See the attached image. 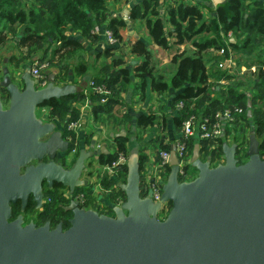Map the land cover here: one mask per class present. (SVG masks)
<instances>
[{"label":"water","instance_id":"obj_1","mask_svg":"<svg viewBox=\"0 0 264 264\" xmlns=\"http://www.w3.org/2000/svg\"><path fill=\"white\" fill-rule=\"evenodd\" d=\"M129 13V7L124 9L129 34L139 38ZM21 67L13 72L4 66L0 81L9 97L4 107L0 95V264H264V157L253 128L243 163L236 157L237 143L223 142L224 162L217 165L201 157L196 143L191 165L198 173L191 180H180L171 145V169L158 202L151 189L141 186L139 154H130L120 160L128 168L126 181L118 185L125 198L113 207V215L100 213L81 206L72 194L84 185L86 161L93 157L98 162L108 149L82 147L72 166L63 167L55 158L68 151L69 140L55 122H43L35 112L45 101L84 93L90 81L57 84V72L45 70L47 84L38 88L32 64ZM247 107L251 118V98ZM46 156L50 161H42ZM33 160L39 162L30 164ZM44 180L68 189L69 203L63 208L72 216L66 229L62 222L23 226L22 214L10 220L17 200L22 210L31 194L38 207L44 203ZM167 202L171 207L159 219Z\"/></svg>","mask_w":264,"mask_h":264},{"label":"trees","instance_id":"obj_2","mask_svg":"<svg viewBox=\"0 0 264 264\" xmlns=\"http://www.w3.org/2000/svg\"><path fill=\"white\" fill-rule=\"evenodd\" d=\"M261 3V5L253 7V10L250 9L248 11L247 7L250 5L245 4V0H225L224 3L219 4L217 7L218 20L223 31L228 33L231 30L238 29L244 23L247 26L249 25L251 30H255L258 37L264 36V1H261ZM163 4L159 0H144L138 7L134 6L135 9L133 8L132 12L130 11L132 19L138 17L146 18L149 34L153 42L163 48L169 49L174 45L192 40L200 52L209 48H225V56L228 57L230 55L228 46L236 52L245 49L249 43V39H246L245 43H240L237 38L236 42L228 40L226 43L216 35L199 38L198 36L202 33L211 32L212 28L206 23L203 11L198 3L176 0L174 5H168L165 15L161 13L160 9ZM43 6L48 8L49 14L47 16L41 14ZM140 8L143 9L142 13H139ZM148 13L151 15L148 16ZM245 13L250 14L247 15ZM0 17L5 18L10 26L27 25L28 28L24 30L25 34L21 39V43L27 47H34L33 50L39 48L42 40L51 38L56 41L58 45L51 50L52 58L48 62L50 66H56L53 60L56 56L74 52L82 47L81 41L71 35V30H80L87 36L97 38L99 37L97 28L106 23V28L112 31L118 41H122L119 29L126 24L121 18L110 16L107 13L106 0H35L28 10L21 7L20 2H16V0H0ZM250 19L252 20L251 23ZM131 50L133 54L143 57V60L129 67L125 64L124 59L115 58L110 64V70L103 71L100 77L93 79L95 85H103L109 91L108 94L88 88V94L85 92L77 93L60 99L54 98L43 103L44 106L50 109V113L62 124L63 133L66 137L77 138V134L73 130H70L68 125L80 118L81 110L79 104L86 97L89 99L94 117L98 118L100 115L109 114L115 107L121 104V95L129 89L135 76L141 80L140 89L142 92L146 90L149 81L152 82L154 89L158 92L166 91L170 86L177 90L173 96L174 107L180 101H183L185 104V108L176 117L179 127H181L182 121L187 114L194 111V108L211 114L215 109H222L233 104L243 106L246 111L242 115V120H245L242 130L244 133L252 128L255 130L257 138L260 141V154L264 156V98L257 93L253 95V90H264V69L260 68L258 73L254 75L252 90L247 88L239 91L237 86L227 85L224 87V92L221 96L213 98L209 103L201 106L202 102L208 100L213 92L211 90V76L217 80L224 78L227 81H236L235 79L238 77V74L230 73L228 69L218 68L211 75L208 73L205 59L201 53L187 54L180 52L176 53L173 57V61L177 64V69L170 83H168L162 77L153 74V67L151 65L152 52L145 40L142 38L135 39L131 45ZM106 52L110 53L111 49ZM16 64L18 65V63ZM64 80V77H59L57 74V84H63ZM233 85H236V83ZM249 92H251V95ZM104 97L107 100L102 102V98ZM250 98L253 101L251 118L248 117L247 107ZM193 104L195 105L194 107H192ZM156 120V114L141 113L137 118V125L142 129H147L154 126ZM122 140V137L117 136L114 140L117 145L116 151H109L108 154L102 153L99 156L98 162L100 165H111L119 158L120 152L126 150L125 143ZM223 142V138H220L217 141L218 146L213 147L214 141L194 138L189 143V149L192 152L194 145L198 143L200 145L201 157L203 159L209 158L213 164L216 159L223 156ZM169 146L166 145L162 148L167 149ZM238 156L236 157L239 159V163H243L247 159L246 151H242V159ZM115 169L117 177L122 182H125L128 171L127 165L119 162ZM170 169L171 167L169 166L167 176ZM140 172L141 186L143 188L145 177L143 175L141 156ZM107 177L108 175L103 177L102 183L105 188L111 189V200L119 202L124 199L125 194L118 184H114V181ZM180 180L182 181L183 178L180 177ZM76 193H83V204L85 207L97 209L91 187L87 185L79 186L76 188ZM48 197L50 204H54L56 198L55 192L49 191ZM101 213L103 212L101 211Z\"/></svg>","mask_w":264,"mask_h":264},{"label":"crops","instance_id":"obj_3","mask_svg":"<svg viewBox=\"0 0 264 264\" xmlns=\"http://www.w3.org/2000/svg\"><path fill=\"white\" fill-rule=\"evenodd\" d=\"M34 1L35 0H16V2H20L21 7L26 10L34 4ZM143 1L144 0H106L107 13L110 16H116L125 21L124 9L129 7L132 12L135 9L134 6L138 7V5H140ZM185 1L198 3L201 7H204L206 9V13L212 15L215 21L219 24L221 29L219 38L226 43L228 40L231 42V39H233L231 35H228L227 39L222 36L223 29L218 20L217 7L219 4L224 3L225 0L218 4H215L213 2L214 0ZM159 2L161 4L164 3L163 6H161L162 8H167L170 4L174 5L176 0H159ZM251 3L252 0H245V4L251 5ZM43 7L44 8L41 14L47 16L49 14L48 8L46 6ZM251 7L253 8L254 5ZM131 12L128 17L133 24L134 32H136L139 35V38L145 40L150 46L152 52L151 65L154 69L153 74L155 76H160L164 81L170 83L171 78L177 69V64L173 61V57L176 53L180 52H185L187 54H194L197 52L201 53L205 59L208 73L211 75L218 69L217 65L222 56L217 54L216 49L209 48L200 52L198 47L193 44L192 40L186 41L183 44L174 45L169 49L163 48L153 42L149 34L146 18L138 17L132 19ZM2 22L3 25L0 27V36L2 35L0 37V64H2V68L4 66H8L10 68L14 67L18 70L21 66L38 62L42 58L40 50L42 42L47 44L45 49L48 50L54 49L58 45L56 41L49 38L48 40L41 41L38 48L39 50H33L34 47H27L21 43V39L25 34L24 30L28 28L27 25L10 26L5 18L0 17V24ZM142 26H144V29L141 28ZM9 28L16 30V32H14V36L12 32L7 31ZM127 28V24L120 27V32L123 35V41L120 43L118 42L116 45H110L107 41V36L105 34L107 29L106 23H103V25L97 28L99 33V37L97 38L87 36L80 30H71V35L81 41L82 47L74 52L65 53V56L63 57V69L58 68L59 70L54 69L53 71H58V76L65 78L64 83L69 80L78 83L83 78L93 81L94 78L100 77L103 74V71L110 70V64L115 58H122L125 61L126 57H124V55L129 57V65H127L129 67L141 62L143 57L133 54L131 50V45L137 38L132 37L128 32L129 29ZM232 42H236V38H234V41ZM110 49L111 52L107 53L106 51ZM228 49L230 51V56L233 57L235 62V64L231 67V70L238 74V77L235 79L236 81H229L227 85L237 86L239 91L247 89L249 85H251V88L249 89L252 90L255 73L248 71L241 76L239 75V72L242 67L250 68L251 66H259L261 64L264 65V51H260L261 49H255L254 51H256V53H252L254 51L246 53L242 49L234 52L229 46ZM154 54H158L160 56V60L157 59ZM154 57H156V60H153ZM16 63H18V65ZM65 65H67L69 69L65 70ZM1 67L0 75L2 73ZM246 75L249 77L246 78ZM140 81V78L135 76L133 77L132 83L134 84L122 93L125 101L124 107H116L109 114L100 115L96 118L93 115L91 105L84 107V110H82L84 103H80L81 114L78 119L76 134L80 147L89 148L91 144H95L97 149L105 147L108 151L115 152L117 145L114 140L117 137V134L122 132L125 133V135L119 136L123 138L122 141L125 143L126 147V150L124 152H120V155L127 157L128 155L126 154H129L130 152L138 153L139 157H142L143 175L145 177L148 172L155 168L158 162L159 152L165 149L162 147L171 145L179 137L181 127L177 125L176 117L179 115L173 107V96L177 90L169 87L166 91L156 93L152 82L149 81L147 83L146 90L142 92L139 87ZM210 82L212 83L211 90H213V92L209 96L208 100H204V104L209 103L213 98L221 96L224 92V87L227 86L220 83L219 80L213 76H211ZM234 83H236V85H233ZM214 84L216 85L213 86ZM214 89L217 91H214ZM48 112L50 113L49 108ZM141 113L156 114V124L147 129L140 128L137 125V118ZM240 126L241 127L238 128L242 130L244 124H241ZM60 129L63 131V127ZM249 131L250 130L247 131L248 136ZM223 140L225 142V139ZM118 160L119 158L116 162ZM86 163L88 166L90 164V166L95 167V165L91 164L90 160ZM108 165H102L100 168L97 166L99 171L96 170L95 172V170H92L94 175L90 176L87 174L88 179L84 177L82 178L84 180V185L93 189L96 208L106 214H113V207L118 204V202H113L111 200V194L107 192L108 189L102 185L103 177L108 175L107 178L114 181V184L116 183L118 185L124 182H122L110 169H108Z\"/></svg>","mask_w":264,"mask_h":264},{"label":"built area","instance_id":"obj_4","mask_svg":"<svg viewBox=\"0 0 264 264\" xmlns=\"http://www.w3.org/2000/svg\"><path fill=\"white\" fill-rule=\"evenodd\" d=\"M213 1V0H211ZM107 36V41L110 45H116L119 41L114 37L111 30L106 29L105 32ZM216 52L218 55L222 56L221 60H219L217 67L219 69H228L230 73H234L233 70H231V67L235 64L232 56H225L226 50L225 48L216 49ZM37 62H34L32 64L31 68V75L32 78L37 81L36 87L41 88L44 87L47 84V74L45 73L44 69L42 67L36 65ZM261 69H264V65L259 66H251L250 68L242 67L241 71L239 72V75H243L245 72H253L255 74L258 73V71ZM220 83L227 85L229 81L223 79L219 80ZM89 89H92L94 91H99L101 93L108 94V90L105 89L103 85L96 86L94 81H90ZM89 89L85 90V93L88 94ZM107 100L106 97L102 98V102H105ZM90 102L88 97L86 98V101L84 102L82 106V110H84V107L89 106ZM195 105L193 104L192 107ZM176 110L178 115H180V111L185 108V104L183 101H180L176 105ZM246 109L238 104H233L231 106H226L224 108L215 109L211 114H207L203 110H199L197 108H194V111H191L187 114V116L183 119L181 124V132L179 137L171 144L175 145L176 148V155L179 159V178L182 177V181L191 180L193 178L190 177V166H191V156L192 152L189 149V143L191 139H201V140H211L215 143L213 144V147L218 146V139L223 138L228 143H237L238 141L235 140L232 142V136L229 134L227 125L228 123L231 125H236L240 120H242V115L245 113ZM78 127V120L69 123L68 128L70 130H73L76 132V129ZM69 140L73 143L71 146L70 152L76 153L79 143L78 139H72L69 137ZM247 142L249 140L247 139ZM171 145L167 149H163L158 154V162L155 166V168L148 172L145 175V179L143 182V189L147 192L149 189L152 190V199L154 202H158L161 200L162 193H163V185L167 181V171L170 159V149ZM245 146H243L244 148ZM238 144V149H239ZM248 148V145L245 147ZM264 157V156H262ZM122 159H127L126 156L120 155L119 160L116 162H113V164L108 166V169H110L115 175L117 174V171L115 167L117 166V163L120 162ZM248 159V155H247ZM246 159V160H247ZM245 160V161H246ZM244 161V162H245ZM224 162V154L221 158L215 160V164ZM167 176V177H166ZM107 192H111V189H108ZM78 199L81 200V202H84V195L83 193H80L78 196ZM170 203H163L161 210L159 211L158 218L164 219L170 209Z\"/></svg>","mask_w":264,"mask_h":264},{"label":"rangeland","instance_id":"obj_5","mask_svg":"<svg viewBox=\"0 0 264 264\" xmlns=\"http://www.w3.org/2000/svg\"><path fill=\"white\" fill-rule=\"evenodd\" d=\"M261 1H264V0H252V3H251V5L250 6H248L247 7V11L248 10H250V9H254V8H252L251 6H253L254 5V7L256 6V5H261L262 3H261ZM161 9V13L163 14V15H165L166 14V8H160ZM201 9H202V11H203V13H204V18H205V20H206V23L207 24H209V26L212 28V31L211 32H204V33H202L201 35H199L198 37L199 38H205V37H210V36H220V27H219V24L215 21V19H214V17L212 16V15H210V14H208V13H206V9L204 8V7H201ZM143 12V9L142 8H140L139 9V13H142ZM150 12V11H149ZM130 14V13H129ZM245 14H247V15H249L250 13H245ZM148 15L150 16L151 14L150 13H148ZM145 20V19H144ZM131 22V21H130ZM252 22V20L250 19V23ZM9 24V23H8ZM131 24H132V22H131ZM3 25V22L0 24V27ZM141 28H143L144 29V26H142ZM128 29V28H127ZM132 29H134V27H133V24H132ZM7 31H9V32H12V34H13V36L15 35L14 34V32H16V30L15 29H13V28H9V29H7ZM119 31H120V29H119ZM129 32V31H128ZM121 33V32H120ZM222 33H223V35L222 36H224L226 39H227V37H228V35H231L232 37H233V39L234 38H237V40L240 42V43H245V40L246 39H249V43L247 44V46L245 47V49H243V51L244 52H246V53H251L252 51H254L255 49H261L260 51H264V36H260V37H258L257 36V34H256V32H255V30H251L250 28H249V25L247 26V25H245L244 23H242L241 24V26L238 28V29H235V30H231V31H229L228 33L227 32H225V31H223L222 30ZM1 34H3V33H1ZM4 35V34H3ZM121 35H122V33H121ZM2 36V35H1ZM0 36V37H1ZM115 37V36H114ZM122 41H123V35H122ZM122 41H119V43L120 42H122ZM46 43L45 42H42V44H41V46H40V50H41V54H42V58L39 60V62H37V66H40V67H42V69H44V71L45 70H50V71H53L54 69H58V68H60V69H63L62 68V66L64 65L63 63V57L65 56L64 54H62V55H58L57 56V58L55 57L53 60H54V63L56 64V66H50L49 64H48V62H49V60L52 58V55H51V50L52 49H50V50H48V49H45L46 48ZM39 50V49H38ZM44 53V54H43ZM252 53H256V51H254V52H252ZM156 57H157V59H159L160 60V56L158 55V54H154ZM261 55H263V54H261ZM124 57H126V60H125V64L126 65H129V57H127V56H125L124 55ZM156 57H154L153 58V60L155 59L156 60ZM62 58V59H61ZM2 66V64H0V67ZM66 66V69L65 70H67V69H69V67L67 66V65H65ZM26 67V65H24V66H22L21 68H25ZM2 68V67H1ZM10 68V67H9ZM13 72L14 71H16V69L14 68V67H11L10 68ZM59 70V69H58ZM154 70V69H153ZM55 72H58V71H55ZM58 74V73H57ZM249 76L248 75H246V78H248ZM1 78H2V73H1V75H0V80H1ZM248 80V79H247ZM247 80H245V81H247ZM244 81V82H245ZM247 83V82H246ZM246 83H244V84H246ZM132 84H134V83H131V85ZM130 85V86H131ZM246 86V85H245ZM245 86H243V87H245ZM139 87H140V84H139ZM171 87V86H170ZM249 88H251V85H249V87H248V89ZM139 89V88H138ZM141 90V89H140ZM249 91H251V90H249ZM108 93H109V91H108ZM124 93V92H123ZM156 93H159L158 91H156ZM249 93H251V92H249ZM255 93V95H256V93L257 94H260L261 96H263V98H264V90L263 89H257V90H255V91H253V94ZM87 98V97H86ZM86 98L84 99V101H82L81 102V104L82 103H84L85 101H86ZM8 102H9V98H6L5 100H4V105L5 106H7L8 105ZM207 102V101H206ZM124 103H125V101H124V97H123V94L121 95V104H119V106H117V107H124ZM204 104V101L202 102V105ZM174 107V106H173ZM116 108V107H115ZM175 108V107H174ZM174 110H176V108L174 109ZM176 112H177V110H176ZM37 113H38V116L39 117H41V118H43L44 120H47V121H53V122H55L56 124H57V126L58 127H62V124L56 119V117H54L51 113H49L48 112V108H44L43 106H41V107H39L38 109H37ZM244 121L245 120H240L236 125H231V124H229L228 123V125H227V129H228V132H229V134L232 136V142H234L235 140H237L238 141V144H239V149H238V153H237V156L238 157H240L241 159H242V151L243 152H245L246 151V154H247V148H245L248 144H249V142H247V139H248V133L247 132H245L244 133V131L243 130H241V129H239L238 127H241L240 125L241 124H243L244 123ZM243 146H245L244 148H243ZM130 154H132L131 152L129 153V154H126V155H128V156H130ZM128 156H127V158H128ZM57 160L58 161H60V162H63L64 163V165H67V166H72V164H73V162L70 164L68 161V159H66L65 157H63V155L62 154H60L58 157H57ZM90 160V159H89ZM215 164V162L213 163V165ZM94 170L95 169V167H92V166H90V170ZM189 172H190V177H188V178H194V177H196V175H197V173H198V171H197V169L195 168V167H193L192 165L190 166V169H189ZM83 177L84 178H86V179H88V176L86 175V174H83ZM64 193H68V189L66 188V189H63V190H61L59 193H58V195H57V204H64V203H66V201H63L62 200V196H63V194ZM48 196V195H47ZM64 197V196H63ZM68 200V199H67Z\"/></svg>","mask_w":264,"mask_h":264},{"label":"flooded vegetation","instance_id":"obj_6","mask_svg":"<svg viewBox=\"0 0 264 264\" xmlns=\"http://www.w3.org/2000/svg\"><path fill=\"white\" fill-rule=\"evenodd\" d=\"M0 95L2 97L1 100H2L3 106L4 107H7L8 105L7 106L4 105V100L6 98H9V97H8L7 92L1 86H0ZM41 106H43L44 108H47V106H44L43 104L37 106L36 111H35L36 112V116L39 119H41L43 122H49V121L44 120L43 118H41V117L38 116L37 109L39 107H41ZM63 136L69 140V137H66L64 135V133H63ZM72 144L73 143L71 142V140H69V149H68V151L65 152V153L58 152L57 153V156L55 158V162L62 164L63 167H65V168H70L71 165L70 166L64 165L63 162H60V161L57 160V157L60 154H62L63 157H65L66 159L69 160L68 162L70 164L72 162H74L75 158L78 156V153H79V151H80V149L82 147H80V144H79L76 153H73L72 154L70 152ZM42 161H45V162L50 161V158L48 156H46V157H44L42 159ZM38 162H39V160H33L32 162H30V164L36 165ZM90 162H91L92 165H95V169H94L95 172H96V170H98L97 169V166H99V168L102 167V165H100V164L98 165V162L93 157L90 158ZM86 166L88 168V171L87 172H84L83 174H86V175L88 174L90 176L91 175H94L93 174V171H92L93 169L90 170V168H89L90 164L88 166V164L86 163ZM22 172H23V169L21 170V173ZM83 174H82V177H83ZM116 176H117V174H116ZM60 185L61 184L54 183L53 187H50L48 185V182L46 180H44L43 183H42V192H43L44 203L40 207H38L37 206V203L33 200V195L31 194L29 196L28 204H27L26 208L24 210H22V201L21 200H17L15 203H12V209L13 210H12V217H11L10 220L11 221L12 220H15L18 217L19 214H22V216H23V218H22V225L23 226L28 225L30 223H33L36 227H40V226H43L44 224H46V222H50V226L51 227H55L59 222H62L63 228L64 229L68 228L70 226V224H69V218L72 216V213L70 211H65L64 208H63L64 205H66V204L69 203V199L67 200V198L64 196L65 193L63 194L64 197L62 196L61 198H62L63 201H66V203H64V204L63 203L62 204H60V203L57 204V195H58V193L61 190L66 189V187H64L62 185L60 186ZM49 191H54L55 192L56 198H55L54 204H50L49 197L47 196ZM72 196L75 199H78L79 194L76 193V189H75L74 193L72 194ZM78 200L80 201V205L83 206V207H85L84 204H83V202H81L80 199H78ZM85 208L89 209L90 207H85ZM91 209H95V208H91ZM95 210H97V211H99L101 213V211L99 209H95ZM58 213H59V216H58ZM103 213H105V212H103ZM107 214L108 215H113L111 213H107Z\"/></svg>","mask_w":264,"mask_h":264}]
</instances>
